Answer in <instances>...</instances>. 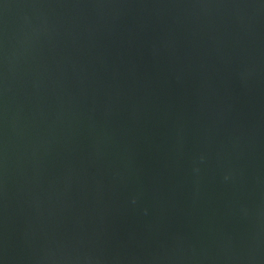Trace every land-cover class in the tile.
<instances>
[{"label": "water", "instance_id": "obj_1", "mask_svg": "<svg viewBox=\"0 0 264 264\" xmlns=\"http://www.w3.org/2000/svg\"><path fill=\"white\" fill-rule=\"evenodd\" d=\"M0 264H264V0H0Z\"/></svg>", "mask_w": 264, "mask_h": 264}]
</instances>
